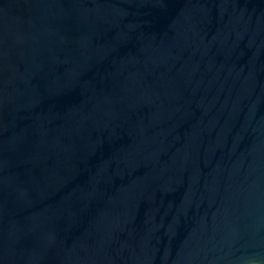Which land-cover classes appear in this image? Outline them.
Segmentation results:
<instances>
[{"label":"water","instance_id":"1","mask_svg":"<svg viewBox=\"0 0 264 264\" xmlns=\"http://www.w3.org/2000/svg\"><path fill=\"white\" fill-rule=\"evenodd\" d=\"M0 264H264V0H0Z\"/></svg>","mask_w":264,"mask_h":264}]
</instances>
